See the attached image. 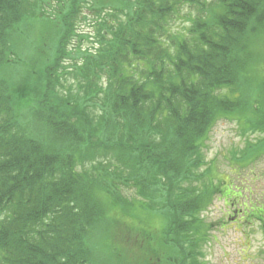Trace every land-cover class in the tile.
Returning a JSON list of instances; mask_svg holds the SVG:
<instances>
[{"label": "trees", "instance_id": "1", "mask_svg": "<svg viewBox=\"0 0 264 264\" xmlns=\"http://www.w3.org/2000/svg\"><path fill=\"white\" fill-rule=\"evenodd\" d=\"M261 46L264 0H0V264H203L200 213L224 191L201 144L222 119L264 134Z\"/></svg>", "mask_w": 264, "mask_h": 264}, {"label": "rangeland", "instance_id": "2", "mask_svg": "<svg viewBox=\"0 0 264 264\" xmlns=\"http://www.w3.org/2000/svg\"><path fill=\"white\" fill-rule=\"evenodd\" d=\"M192 14L183 11L179 20L175 21L174 28L180 30L187 26ZM93 20L92 14L81 13L78 15L75 27L79 26V30L92 36ZM40 31L39 22H35L32 42L34 47L42 43ZM82 45L85 47L89 43L87 40H82ZM47 47H50V44ZM261 49L264 52L263 46ZM64 64L70 66V61ZM257 64L261 70L264 69V58ZM75 89L71 77L63 79L65 95L71 91L74 93ZM240 127L241 125L234 119L219 120L201 144L200 154L203 164L197 172L210 169L211 176L203 179V183L206 185L209 183L208 185L212 187L223 186L221 189L224 191L214 194L200 213L207 230L206 240L201 246L200 261L203 264H264V153L253 155L255 158L250 161L242 160V154L239 153L247 142L262 140L264 134L260 131L242 133ZM208 179L210 182L207 181ZM191 184L202 186V183L196 180ZM122 193L135 197L132 191L126 189H123ZM251 209H260L261 218L252 216ZM109 211L106 215L110 226L116 224L115 222H121L115 218L119 213ZM132 213V217L139 218L134 222L139 228L147 229L150 226L157 229L155 226L160 225L159 213L155 212L154 215L136 210ZM127 220L135 219L127 217ZM119 227L126 228L120 225ZM99 251L100 247L95 243L93 255L99 254Z\"/></svg>", "mask_w": 264, "mask_h": 264}]
</instances>
